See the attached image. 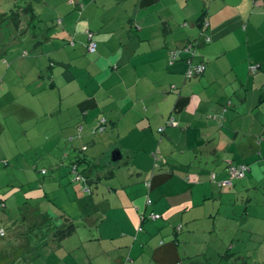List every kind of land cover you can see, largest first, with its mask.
<instances>
[{
	"label": "crops",
	"instance_id": "0c3cea01",
	"mask_svg": "<svg viewBox=\"0 0 264 264\" xmlns=\"http://www.w3.org/2000/svg\"><path fill=\"white\" fill-rule=\"evenodd\" d=\"M38 3L0 29V227L47 231L25 264H264V0Z\"/></svg>",
	"mask_w": 264,
	"mask_h": 264
},
{
	"label": "trees",
	"instance_id": "16d2710c",
	"mask_svg": "<svg viewBox=\"0 0 264 264\" xmlns=\"http://www.w3.org/2000/svg\"><path fill=\"white\" fill-rule=\"evenodd\" d=\"M11 1H12L11 4H9V5H11L9 11L5 10L7 8H1V10H0V29L5 31L4 34H7V35H11L10 33H12V39H17V38H20L27 31H29V29L31 27L33 28L37 25H40L39 22H41V20L39 19L38 13L35 10V4L40 2L41 0H11ZM9 25L12 27L8 28L7 26H9ZM5 26H6V28H5ZM89 41H90V39H88L87 44H89ZM102 122H103V120H102ZM100 127H102V126H100ZM74 164H76V163H74ZM243 165L246 166V169H245L242 177H230L229 168L231 166H237V165H233V164L227 165L226 171L229 175V178L226 180H229L230 182L228 184H224V185H229V184L231 185L233 179H240V178H243L245 176V173L248 170V166L246 164H243ZM80 174L81 173L79 171L78 175H80ZM211 178H214L213 174L211 175ZM226 180H222L219 183L223 184V181H226ZM82 182H84V187L87 188V186H85V179L84 178L82 179ZM0 201L4 202V200L2 198H0ZM0 209L1 210L5 209L3 204L0 206ZM153 214H155V213H153ZM53 229H54L53 233L59 239H62L64 237H67L68 235H70L74 231L75 224L73 221L67 219V222H66L64 227H62V228L53 227Z\"/></svg>",
	"mask_w": 264,
	"mask_h": 264
},
{
	"label": "rangeland",
	"instance_id": "374dc122",
	"mask_svg": "<svg viewBox=\"0 0 264 264\" xmlns=\"http://www.w3.org/2000/svg\"><path fill=\"white\" fill-rule=\"evenodd\" d=\"M57 0H41L40 3H38L36 5V9L37 10H41L40 7L45 4V3H48V4H51L53 5V3H55ZM11 0H0V6L1 8H7L5 10L9 11L10 10V7L11 5ZM8 28L12 27V26H7ZM6 28V26H5ZM39 176H40V173H39ZM33 204V203H32ZM25 209V210H24ZM28 209L29 208H23V209H17V208H12V209H8V211H15V213H13L11 215V218H18L20 216V213L18 212L20 210H23L22 212L23 213H26L28 212ZM7 211V212H8ZM2 214L5 215V212L2 211ZM8 213H6L5 217L8 218L7 216ZM56 214V215H55ZM53 216V220H55L56 222H59L58 220V217L57 216V211ZM10 217V216H9ZM60 219H62L60 217ZM5 224L1 225L2 227H0V230H3V234H0V243L2 244V249H4L5 251V254L1 255L0 254V264H25V261L24 259H21V256L23 255V253H25V249L29 246V245H32L35 244V243H38V239H35V235L37 234H40V233H43V232H47V231H44V229L46 228V226H43L42 229H41V225L38 224L36 222V227L34 230H30L28 227H25L24 229V232L26 234H21L20 237H28V239L26 240H19L17 237H12L11 235H6L9 234H13V233H17L19 232L17 229H21V227H13L11 228L10 230L5 226ZM22 232V233H24ZM35 234V235H34ZM6 235V237L4 236ZM30 236V237H29ZM10 239L7 241V239Z\"/></svg>",
	"mask_w": 264,
	"mask_h": 264
},
{
	"label": "built area",
	"instance_id": "2783aa9c",
	"mask_svg": "<svg viewBox=\"0 0 264 264\" xmlns=\"http://www.w3.org/2000/svg\"><path fill=\"white\" fill-rule=\"evenodd\" d=\"M203 23H204V20H203ZM87 48L91 52L94 51L96 48L95 42L90 40ZM191 48L192 47L190 45L187 47V49H191ZM169 53H170L169 54V61L172 62L176 58L178 51L177 50H170ZM254 68H255V66H252V69H254ZM204 70H205V65L203 63L196 64V65H189L185 71V77L191 78L193 76L201 74ZM245 169H246V166L243 164H241L239 166H231L229 168L230 177H242ZM42 172H45V171H42ZM229 182H230L229 180H226V181H223V184H228ZM147 202L150 203V199H148ZM150 216L152 218H157L159 215L151 214ZM0 234H3L2 230L0 231Z\"/></svg>",
	"mask_w": 264,
	"mask_h": 264
},
{
	"label": "water",
	"instance_id": "95a60500",
	"mask_svg": "<svg viewBox=\"0 0 264 264\" xmlns=\"http://www.w3.org/2000/svg\"><path fill=\"white\" fill-rule=\"evenodd\" d=\"M121 153L118 149H114L113 151H111V154H110V158L112 161H117L121 158Z\"/></svg>",
	"mask_w": 264,
	"mask_h": 264
}]
</instances>
